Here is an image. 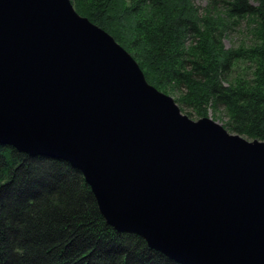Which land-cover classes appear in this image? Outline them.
I'll return each instance as SVG.
<instances>
[{
  "label": "water",
  "instance_id": "obj_1",
  "mask_svg": "<svg viewBox=\"0 0 264 264\" xmlns=\"http://www.w3.org/2000/svg\"><path fill=\"white\" fill-rule=\"evenodd\" d=\"M0 145L69 163L178 264H264V142L183 114L71 0H0Z\"/></svg>",
  "mask_w": 264,
  "mask_h": 264
},
{
  "label": "trees",
  "instance_id": "obj_2",
  "mask_svg": "<svg viewBox=\"0 0 264 264\" xmlns=\"http://www.w3.org/2000/svg\"><path fill=\"white\" fill-rule=\"evenodd\" d=\"M137 61L186 115L216 116L230 133L264 142V0H71ZM245 23L249 45L227 48ZM217 117V116H216ZM0 264H178L117 232L69 163L0 145Z\"/></svg>",
  "mask_w": 264,
  "mask_h": 264
},
{
  "label": "rangeland",
  "instance_id": "obj_3",
  "mask_svg": "<svg viewBox=\"0 0 264 264\" xmlns=\"http://www.w3.org/2000/svg\"><path fill=\"white\" fill-rule=\"evenodd\" d=\"M211 1L212 0H193V3L201 13H204V10L207 8V6L209 5V3ZM251 41H252V31L250 28L247 27V25L245 23H242L241 26L231 28L228 31L227 36L224 38V43H225L227 48L239 47L242 45H249L251 43ZM168 96L172 97L174 100L176 99L175 95H168ZM178 106L180 107L182 113L186 115L185 110H183L179 104H178ZM216 116H213L212 112H210V114H209V118L220 123L221 125H224L225 122L227 121V118H226L224 111L222 109L220 110V112L218 114H216ZM191 119L194 121L199 120L195 116H192Z\"/></svg>",
  "mask_w": 264,
  "mask_h": 264
}]
</instances>
